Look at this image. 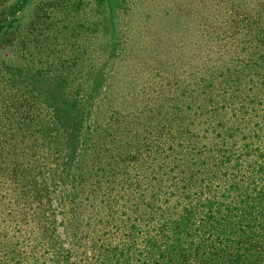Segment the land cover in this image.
I'll list each match as a JSON object with an SVG mask.
<instances>
[{
  "label": "trees",
  "instance_id": "16d2710c",
  "mask_svg": "<svg viewBox=\"0 0 264 264\" xmlns=\"http://www.w3.org/2000/svg\"><path fill=\"white\" fill-rule=\"evenodd\" d=\"M256 6L238 21L244 64L228 67L217 91L202 75L183 117L175 105L116 115L73 155L65 136L38 141L71 112L0 114L10 119L0 137L26 139H0V264H264V2Z\"/></svg>",
  "mask_w": 264,
  "mask_h": 264
},
{
  "label": "rangeland",
  "instance_id": "374dc122",
  "mask_svg": "<svg viewBox=\"0 0 264 264\" xmlns=\"http://www.w3.org/2000/svg\"><path fill=\"white\" fill-rule=\"evenodd\" d=\"M260 2L0 0V114L71 112L67 122L46 124L49 136L40 131L38 141L65 136L78 147L73 155L89 131L109 118L116 124V115L137 120L175 105L183 117L186 96L197 98L202 75H212L217 91L228 67L244 64L246 30L238 21L254 17Z\"/></svg>",
  "mask_w": 264,
  "mask_h": 264
}]
</instances>
